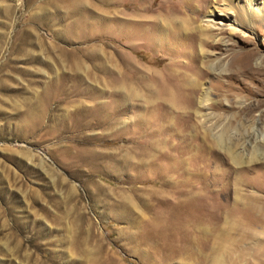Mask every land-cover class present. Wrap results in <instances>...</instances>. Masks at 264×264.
<instances>
[{
	"label": "rangeland",
	"instance_id": "374dc122",
	"mask_svg": "<svg viewBox=\"0 0 264 264\" xmlns=\"http://www.w3.org/2000/svg\"><path fill=\"white\" fill-rule=\"evenodd\" d=\"M124 1L0 0V264H182L179 256L165 258L158 240L165 231L167 247L178 249L183 243L180 231L191 232L193 203L174 199L183 187L174 165L166 172L163 166L169 163L165 161L141 166L123 159L113 164L145 146L141 144L144 134L130 123L136 111L142 114L140 108L120 115L121 125L114 129L107 123L112 48L160 74L170 63L161 50L146 46L133 50L121 38L112 43L113 13L123 19L133 12L124 11ZM229 1L219 0L217 11L232 14L242 26L234 35L223 22L211 21L215 26L210 32L221 46L218 51L210 49L209 73L202 81L212 100L205 111L209 122L206 117H192L187 125L193 136L198 134L188 145L191 154L207 141V157L188 160L191 155L184 154L181 141L170 134L164 146L174 155L172 159L182 153L184 167L210 188L203 190L192 181L184 190H192L200 199L206 195L210 199L207 190L212 198L216 193L209 209L228 216L232 225L235 187L245 202L264 203V168L250 164L252 160L248 163L249 144L264 133V19L243 27V12L235 17L231 10H224ZM155 2L157 15H166L165 8L158 9L166 0ZM213 3L192 0L195 7L185 3L176 16L196 15L195 27L204 26ZM218 63L223 65L222 75L211 68ZM196 65L204 67L200 62ZM127 124L126 135L117 131ZM222 128L229 133L227 147L233 143L243 157L238 163L219 146ZM158 135L156 139L167 138ZM217 170L219 179L225 174L220 180L213 176ZM167 178L168 184H163ZM262 215L261 219L252 215L253 219L244 220V227H236L241 232L237 241L235 230L225 226L226 238L215 252L223 264H264ZM214 224L207 225L213 228Z\"/></svg>",
	"mask_w": 264,
	"mask_h": 264
},
{
	"label": "bare ground",
	"instance_id": "6f19581e",
	"mask_svg": "<svg viewBox=\"0 0 264 264\" xmlns=\"http://www.w3.org/2000/svg\"><path fill=\"white\" fill-rule=\"evenodd\" d=\"M218 1L219 0H215L216 3H213L212 5L209 6V12L206 14L204 18L207 20L202 21V23L206 25L204 26L198 25L197 27L195 26L196 23L199 21V17H197L196 15L189 14V15H185L184 17L176 16L179 6L181 7L185 3L194 6L192 4V0H166V4L158 8L160 9V12L162 9L164 10L165 8L167 10L166 15L162 13H159L157 15L156 13L157 11L154 10V6L156 4L155 0L151 4L147 0H125L124 3L122 4V6H124V11L131 9L133 12L129 15H126V17L123 19L119 17L117 12L113 13L114 17L112 18L111 21L112 43L113 42L115 43L116 42L115 40L118 38L125 39L128 41L130 47L133 50L134 49L137 50L139 47L146 46L153 49L161 50L170 59L169 65L165 68V71H163L160 74L151 69L143 68L138 63L132 61L131 59L128 58V56H125L126 52L125 55L122 54L123 55L122 56L121 54L118 53L116 48H112L113 51L110 54L109 63H108L109 64L108 87L110 89L109 92H110L111 108L109 107L107 113L108 115L107 123L109 124V127L114 129L115 127H117V125H121L120 115L125 116L126 115L125 113L128 109L136 107L138 108L137 110H139L140 108L142 114H139L141 112L136 111L135 112L136 114L134 113L135 117L133 116V119L130 120V123H132L134 127L139 129V131L144 134V136H142L144 138H142L141 144L145 146V150L141 149L142 151L135 152L134 155L130 154L132 155V157L124 156L121 160L117 158L113 162V164H117L119 161L121 162L123 159H124V163L126 164H128L129 161L131 162L134 161L137 163V165H141V166H145V165L153 166L154 165L153 162L156 163L157 161L160 162L165 161V163H169V165L170 164L174 165V166L172 165L163 166L164 169H167L166 172L171 170L168 167L172 166L174 168V172H176L177 174L176 175L178 177L177 179H181V181L178 180V183L182 184L184 188L186 187L188 188V185L192 181L197 183L198 185L201 184L202 188H205L203 190L209 188V185L206 182V180H203V178L202 180L201 179L199 180V178L197 177L198 175L189 173V170L186 167H184L185 165L183 164L185 162L182 163L183 162L182 159L184 157L182 159L181 157H179L182 153H180V155H178L177 158L172 159L174 155L171 157V154L168 151L169 148L167 146H164V143L165 140H169L168 134H170L172 137H176L181 141L182 146H184L185 147L184 149H186L184 151V154H187L189 156L191 155V157H188V160L189 159L192 160L193 158L196 157L197 158L200 157L199 160H202V159H206L207 157V148H208V143H206L207 141L206 142L204 141L205 143L199 146V148H201L199 149V151L191 154L192 152H190L191 149L189 148L190 140L198 134L193 136L191 134L192 132L188 131L189 126L187 127V125L190 118L192 117H206L208 120L207 122H209V118H208L209 116L205 113V111L208 110L206 108L207 104L209 103V101L212 100H210L211 97H209V91L207 88L204 87L205 85L203 84L202 81L206 78V75L209 73L207 68L210 67H207V64L209 62L208 58H210L209 55L212 53L210 49L218 51V49L221 46L220 39L217 40L216 37H213L212 36L213 34L210 32L211 31L210 27L215 26L214 25L215 23L212 24L211 21L223 22L225 24L224 26L231 27V32L233 34L238 30L240 26H242L241 24L242 22L240 23L232 19V14L226 16L224 13L222 14L221 12L217 11V9L219 8ZM224 1L227 2V0ZM242 1L243 3L239 1L238 3L235 4V2L231 0L226 4L224 10L225 11L231 10L235 17H238V12H243L244 16L246 17L245 25H243V27L244 26L253 27V25H255V23L258 20L264 19V0H242ZM195 2H199V4L207 3L208 5L210 0H195ZM239 4H242V6ZM127 5H129L130 8H127ZM238 7H240V9H238ZM118 33H120V35ZM138 55H140V53ZM196 62L197 63L200 62L204 67H198L199 64L196 65ZM212 66L213 67L211 68L216 73V75H222L223 65L221 63ZM183 70H186L189 73ZM136 115L138 117H136ZM125 123L126 122H124V124ZM128 126H129L128 124L123 125L121 126V128L117 129V131L126 135L129 130ZM136 128L134 130H136ZM209 132L210 131H208V133ZM227 132L228 130L226 128L221 129L220 134L218 135L217 138L218 142H220L219 146L229 155V157L234 161V163L235 162L238 163L240 159H242L243 157H241V153H240V157H241L240 158L239 155L236 153V150L233 149L234 148L233 143L230 148L227 147L225 143V140L228 138V134H229ZM158 134H164V135L166 134L167 138L164 137L163 140H161V138L156 139V137L159 136ZM248 137L250 138V136ZM257 139H259V141H257ZM245 141L247 142V140ZM250 142L251 141H249V143ZM258 142H264V133H262L261 135L257 134V136H255L254 141H252V143L250 144L248 143L250 145L248 149V157H249L248 160L250 161L248 163L254 161L250 164L256 162L261 164L264 168V150H263L264 144L260 146L258 145L260 144ZM141 144L139 146H141ZM244 144L246 145V143ZM130 151H132V149H130ZM176 151H178V149H176ZM175 154H177V152ZM134 156L138 158L140 161L139 160L138 162L137 160L135 161ZM205 161L208 162L207 160ZM175 162H178L179 165L178 166L175 165L177 164ZM241 163L243 164L244 162L242 161ZM245 164L247 163L245 162ZM239 165L240 164H238V166ZM190 171L192 172V170ZM186 175H190V176L187 177ZM216 175L218 177L217 179H219L218 170L213 173L214 177ZM223 175L225 174L220 175L221 177L220 179L223 178ZM208 178H210V176ZM168 179L169 178H167V180L164 179L163 184H168L167 182ZM183 187H181L180 190H177L176 195L178 198L174 197V199L178 200V202L183 201L185 203L188 202V204L193 203L191 207V211H192L191 216H189L191 217V221L188 222L189 226L191 227V232L184 233L183 231V233H181L180 231V234L178 232L179 239L183 241V243H181L182 247H179L177 249V247L176 248L167 247L168 238L165 237L164 235L166 234L165 231L164 233H161L162 232L161 231L158 239L163 243V246L161 247L162 250L161 254L165 255L164 256L165 258L168 256L170 257L179 256L181 257L180 261L182 264H223L222 263L223 258H221L219 254H215V252L218 249V245L220 241H222V239L225 240L226 238V237L223 238L226 229L225 226L227 228H231L232 230H235L234 234H236V236L234 240L237 241L238 240L237 236L240 237L241 232L239 230L237 231L236 227H240V226L244 227L245 226L244 220L253 219L252 215L258 218L260 217L261 219L263 217L262 214L264 213V203H261L254 199L253 200L247 199L248 201L245 202L244 201L245 198L242 199V197L239 194L240 192H237V187H235L234 189L235 198L232 204L233 205L232 208L235 211L234 217L236 218V220L234 221L235 222L234 224L232 223V225H230L231 219H229L228 216L221 214L217 215L218 210L216 212V211H212V209H209L210 207L209 200L210 199L216 200L218 196L216 193H213L214 196L212 198V194H210L212 192L210 190H207L208 195H211V197L209 199L207 198L209 196L206 195L204 198L202 197L203 198L202 200V198L200 199L199 196L195 197L196 194L193 193L192 190H187V189L184 190ZM214 191H220V190H214ZM236 206L240 207L241 209L236 210ZM187 207H189V205ZM185 212L188 214L187 211ZM240 212L241 214H243V216L242 215L239 216ZM179 213L181 212L179 211ZM256 213L257 214L260 213L261 215L260 214L257 215ZM256 219L257 218H255V220ZM259 221L261 224V220ZM209 222L215 223L214 224L215 226L213 228H209V226L207 225L209 224ZM222 223L224 228L221 227ZM249 231L251 232V230ZM252 236H254L253 233ZM169 237L171 238V236ZM230 240L232 242L231 238Z\"/></svg>",
	"mask_w": 264,
	"mask_h": 264
}]
</instances>
